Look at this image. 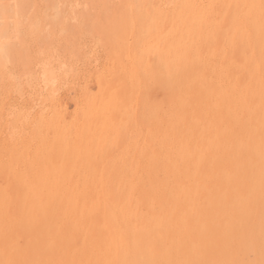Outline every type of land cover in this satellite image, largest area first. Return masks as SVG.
Segmentation results:
<instances>
[{
	"label": "rangeland",
	"instance_id": "1",
	"mask_svg": "<svg viewBox=\"0 0 264 264\" xmlns=\"http://www.w3.org/2000/svg\"><path fill=\"white\" fill-rule=\"evenodd\" d=\"M184 1L0 0V28L8 45L6 55L0 56V184L4 185L8 172L23 175L27 180L34 178L37 170L43 168L44 158L50 161L49 170L56 168V149L71 146L80 123L83 124L95 103L98 90L116 89L124 93L132 80H139V92L145 99L143 107L139 106L136 118L121 133L115 146L94 163L104 167L116 164L122 167L124 175H133L136 181L144 182L145 188L146 180L150 179L164 191L176 185L177 178L169 167L153 170L150 164L160 155H168L178 166H186L187 172L192 167L187 164L189 159L185 160L186 154L190 157L188 136L192 128L188 124L178 127L180 136H175L176 139L169 133L166 135L162 124L157 130L151 128L152 110L162 109L169 114L180 106L172 96L175 86L163 83L161 71L150 59L142 67L137 55L144 46L140 39L142 13L149 14L157 7L176 12ZM210 1L216 11H225L227 17L219 18L216 31L212 32L211 28L209 33L193 40L189 69L214 88L226 80L230 85L242 86L247 74L241 46L228 38L229 0ZM130 19H133L131 30ZM125 49H133L132 64L137 75L132 76L124 67ZM117 57H122V66ZM43 68L51 70L54 83L41 90L35 80ZM184 105L186 109L191 107L190 102ZM231 107L242 127L239 158L231 153L227 159L220 157L210 163L212 168L205 185L210 194L205 188L189 183L183 175L180 182L184 190L180 197H169L165 192L149 198L138 195L134 180L136 183L125 186L133 192L126 191L115 203H110L119 219L118 238L125 239L127 245L126 257L138 261L137 264H260L264 260V92L251 100L241 99ZM207 125L202 120L200 127ZM229 145L234 146L235 142L230 141ZM60 177L74 176L60 173ZM91 178L94 179L93 174ZM85 200L87 197H81V202ZM175 201L183 203L181 208L176 207ZM81 209V221L85 222L81 227L85 229L81 231V256L82 242L87 243L81 264L85 261L86 264H120L110 232L103 226L101 211L82 204ZM7 223L4 213H0V226ZM44 239L49 236L45 235ZM90 244L92 252L88 248ZM39 246L23 249L33 254L32 264H37Z\"/></svg>",
	"mask_w": 264,
	"mask_h": 264
},
{
	"label": "bare ground",
	"instance_id": "2",
	"mask_svg": "<svg viewBox=\"0 0 264 264\" xmlns=\"http://www.w3.org/2000/svg\"><path fill=\"white\" fill-rule=\"evenodd\" d=\"M129 5L127 4V7ZM130 7L133 6L130 5ZM214 7L210 0H185L178 6L176 12L154 7L155 9L149 14L142 13L140 22L142 32L140 39L144 46L137 55V61L144 67L145 62L150 59L159 68L163 83H171L175 86L172 96L180 106L177 111L169 112V114L162 109L152 110L149 123L155 130L162 124L166 135L169 133L174 139H176L175 136H180L178 127L180 128L183 124L191 126L192 131L188 136L190 157L186 154L185 160L189 159L187 164L192 167L186 172V166H178L179 164L168 155H160L154 160L150 164L153 170L169 167L177 178L176 185L164 191L161 185H153L155 181L152 179L146 180L148 184L145 188L144 182L136 181L133 175H124L122 167L119 168L116 164L105 167L100 163L95 164L94 160L115 146L121 133L131 126L140 109L139 106H142L145 100L139 92L140 87L137 84L139 80H132L124 93L116 89L105 92L100 87L93 107L89 109L83 124L80 123L78 131L72 138L71 146L67 144L56 149L58 155L57 167L53 168L55 173L52 169L49 170V159L44 158L45 164L41 170H37V176L34 178L27 180L23 175L8 172L6 182L4 185L0 184V213H4L6 223L8 220L6 226H0V245H2L0 264H32L30 260L33 259V254H28L23 249L34 248L36 245H40L38 247L40 255L35 257L37 264H81V257L83 258L87 247V243L82 242L84 247L82 246L81 256V231L85 230L81 229L85 224L81 221L83 220L81 204L90 206L92 210L101 211L103 226L110 232V241L117 257L120 258V264H137L138 261L124 255V247L127 245L125 239L118 238L120 237L117 232L118 215L110 207V203H115L121 194L131 191L125 188L127 183L132 184L135 180L138 185L136 193L148 198L158 192H165L169 197H180L184 190L181 186L183 183L180 181L185 175L189 183H193L198 188L203 187L209 194L211 193L205 186L207 175L212 168L210 163L218 161L220 157L227 159L231 153L239 158L242 127L239 119L232 114V104L238 103L241 99L257 98L261 91L264 92V0H229L227 4L228 10H226L231 12L228 38L233 44L241 46L247 81L244 80L245 83L242 86H233L226 83V80L222 85L214 88L203 78L191 73L189 63L193 40L201 34L209 33L211 28L212 32L216 31L219 18L222 15L225 17V11H216ZM132 21L133 19L128 21L129 30L132 29ZM165 24L167 25L164 26ZM5 38L6 34L0 28V56L6 55L8 51ZM129 49L124 51L126 58L124 67L134 76L138 72L132 64L133 49ZM119 59L120 57L117 60ZM122 60L121 63L119 62L121 66ZM43 69L35 80V85H40L41 90L54 83L51 70ZM186 102H190L191 107L186 109L184 105ZM202 120H205L208 125L200 127ZM230 141H234L235 145H229ZM181 149L184 150L185 147L182 146ZM60 173L67 174V177L70 175L74 177L62 179ZM92 174L93 180H91ZM13 175L14 177L11 178ZM81 197H87V200L81 202ZM175 205L181 208L183 203L175 201ZM211 208L214 207L211 206ZM132 225L133 223L130 222L129 226L132 227ZM45 235L49 236V239L45 240ZM88 248L91 252L94 251L92 244ZM105 248H107L106 244ZM9 252L12 255H9Z\"/></svg>",
	"mask_w": 264,
	"mask_h": 264
},
{
	"label": "snow or ice",
	"instance_id": "3",
	"mask_svg": "<svg viewBox=\"0 0 264 264\" xmlns=\"http://www.w3.org/2000/svg\"><path fill=\"white\" fill-rule=\"evenodd\" d=\"M260 264H264V260H262V261L260 262Z\"/></svg>",
	"mask_w": 264,
	"mask_h": 264
}]
</instances>
